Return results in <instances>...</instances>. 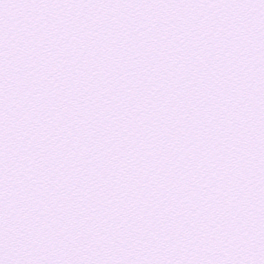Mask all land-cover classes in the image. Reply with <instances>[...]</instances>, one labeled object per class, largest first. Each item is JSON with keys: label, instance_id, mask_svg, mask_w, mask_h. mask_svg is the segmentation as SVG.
I'll use <instances>...</instances> for the list:
<instances>
[{"label": "snow or ice", "instance_id": "obj_1", "mask_svg": "<svg viewBox=\"0 0 264 264\" xmlns=\"http://www.w3.org/2000/svg\"><path fill=\"white\" fill-rule=\"evenodd\" d=\"M0 264H264V0H0Z\"/></svg>", "mask_w": 264, "mask_h": 264}]
</instances>
